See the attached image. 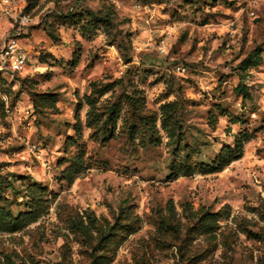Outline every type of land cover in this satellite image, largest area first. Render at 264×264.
<instances>
[{"label": "rangeland", "instance_id": "374dc122", "mask_svg": "<svg viewBox=\"0 0 264 264\" xmlns=\"http://www.w3.org/2000/svg\"><path fill=\"white\" fill-rule=\"evenodd\" d=\"M19 5L28 62L0 71V264H264V0Z\"/></svg>", "mask_w": 264, "mask_h": 264}, {"label": "built area", "instance_id": "2783aa9c", "mask_svg": "<svg viewBox=\"0 0 264 264\" xmlns=\"http://www.w3.org/2000/svg\"><path fill=\"white\" fill-rule=\"evenodd\" d=\"M253 15V12H250ZM31 19L23 12V7L19 5V0H0V71L11 78L15 74H21L28 62V52L22 46L21 41ZM3 24V26H2ZM161 45L163 39L159 41ZM160 51H162L160 49ZM175 72L183 73L184 67L175 66ZM7 106V98L1 95ZM7 112H9L7 108Z\"/></svg>", "mask_w": 264, "mask_h": 264}, {"label": "trees", "instance_id": "16d2710c", "mask_svg": "<svg viewBox=\"0 0 264 264\" xmlns=\"http://www.w3.org/2000/svg\"><path fill=\"white\" fill-rule=\"evenodd\" d=\"M27 9L25 8V11H26ZM258 59H255V61L253 62V63H246L245 61L243 62V64H245L246 65V67L248 66H255V65H257L258 64ZM240 89V87H238V86H236L235 87V91H238ZM106 91V88L105 87H103L102 89L101 88H98L97 89V92H98V94H102V93H104ZM88 100V99H87ZM86 100V101H87ZM89 104H91V101H87ZM169 106H170V104H167V105H164V107H166V108H168V110H169ZM167 110V109H166ZM119 111V107L118 106H116L115 104H112V105H110L109 107H106L105 109H104V111L102 112V113H100L99 114V116H101V117H103V119L101 120V122L99 123V126H98V129H100V130H104V132L105 133H107V128L106 127H108V125H109V127H114V125H115V118H116V114H117V112ZM96 116H98L97 114H96ZM89 121H90V119H89ZM76 124H78L77 122H76ZM237 141V140H236ZM235 141V142H236ZM238 149H237V144L235 143V147H234V151H237ZM235 157H233V155L230 153V151L227 149V150H224V152L223 153H221V154H219L218 156H217V159H216V166L214 167L215 168V170H219L222 166H224V165H226V164H228L231 160H233ZM25 214H31V211H28L27 213H25ZM21 220H22V216L21 215H18L17 217H15V218H12V219H7V222L6 221H4L3 223H1V224H3V228H5L6 230H11V229H13L19 222H21ZM1 228V227H0Z\"/></svg>", "mask_w": 264, "mask_h": 264}]
</instances>
